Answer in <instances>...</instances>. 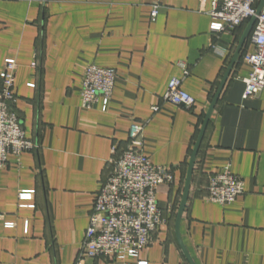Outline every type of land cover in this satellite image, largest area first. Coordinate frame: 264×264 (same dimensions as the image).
<instances>
[{
    "label": "crops",
    "instance_id": "1",
    "mask_svg": "<svg viewBox=\"0 0 264 264\" xmlns=\"http://www.w3.org/2000/svg\"><path fill=\"white\" fill-rule=\"evenodd\" d=\"M211 9L212 0H0V70L16 63L12 106L39 144L10 155L0 173V264H189L175 234L189 162L250 22L213 32ZM252 32L211 115L181 220L196 264H264V90L243 96ZM181 61L190 108L163 102ZM90 64L117 73L106 111L102 100L83 107ZM133 122L146 123L145 154L174 172L157 193L168 223L138 259L80 257L113 147L127 146ZM226 166L245 191L233 203L209 201V178Z\"/></svg>",
    "mask_w": 264,
    "mask_h": 264
},
{
    "label": "built area",
    "instance_id": "2",
    "mask_svg": "<svg viewBox=\"0 0 264 264\" xmlns=\"http://www.w3.org/2000/svg\"><path fill=\"white\" fill-rule=\"evenodd\" d=\"M259 0H212L210 28L213 32L232 31L256 17L251 42L254 50L245 56L252 71L244 79V98L255 97L264 90V6L260 13ZM158 5L152 10L153 19ZM180 77L171 79L163 102L192 107L194 97L184 88V80L191 74L185 61L179 62ZM15 62L5 63L0 70V173L8 164V157L20 158L25 152L36 150L39 144L26 135L16 101ZM117 73L113 68L88 65L83 78L82 104L92 109L102 100L106 111L113 95ZM159 106L153 107L154 111ZM146 123L133 122L129 142L125 148L113 147L105 175L97 192L90 215L80 257H104L118 262L138 259L141 251L151 245L160 227L168 223L160 208L159 186L172 185L175 180L171 168L154 164L145 154L143 134ZM207 199L220 204L236 201L245 191L244 181L234 174L230 166L209 178ZM13 226V224H8ZM128 264V263H127Z\"/></svg>",
    "mask_w": 264,
    "mask_h": 264
},
{
    "label": "water",
    "instance_id": "3",
    "mask_svg": "<svg viewBox=\"0 0 264 264\" xmlns=\"http://www.w3.org/2000/svg\"><path fill=\"white\" fill-rule=\"evenodd\" d=\"M264 6V0H260L259 1V4H258V10L257 12L260 13L262 8ZM255 22H256V17H253L249 24H248V27L239 43V46L229 64V66L227 67V70L221 80V83L219 85V88L212 100V103L210 105V108L207 112V115L205 117V120L203 122V125H202V128L200 130V133H199V136L197 138V141L195 143V146H194V149H193V152H192V155H191V159H190V162H189V167H188V172H187V177H186V183H185V187H184V191H183V195H182V199H181V203H180V206H179V209H178V212H177V215H176V220H175V234H176V237H177V241H178V244L179 246L181 247L182 249V252L183 254L185 255L186 259L188 260L189 264H196L193 257L191 256L190 252L188 251L187 247L185 246V243L183 242V239H182V236H181V231H180V225H181V220H182V217H183V213L185 211V208H186V205H187V201H188V198H189V193H190V189H191V183H192V176H193V171H194V167H195V163H196V159H197V154L199 152V149H200V146H201V143H202V140L204 138V135H205V132H206V129H207V126L209 124V121H210V118H211V115L213 113V110L217 104V101L219 99V96L221 94V91L233 69V66L234 64L236 63L238 57H239V54H240V51L243 47V44L246 40V38L249 36L250 32L252 31L254 25H255Z\"/></svg>",
    "mask_w": 264,
    "mask_h": 264
}]
</instances>
